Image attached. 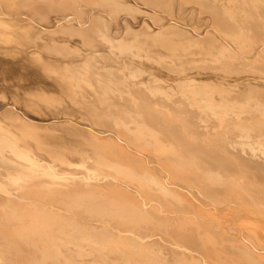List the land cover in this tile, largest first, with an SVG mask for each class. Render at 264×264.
Instances as JSON below:
<instances>
[{
	"label": "bare ground",
	"instance_id": "bare-ground-1",
	"mask_svg": "<svg viewBox=\"0 0 264 264\" xmlns=\"http://www.w3.org/2000/svg\"><path fill=\"white\" fill-rule=\"evenodd\" d=\"M0 5V264H264V0Z\"/></svg>",
	"mask_w": 264,
	"mask_h": 264
},
{
	"label": "rangeland",
	"instance_id": "rangeland-1",
	"mask_svg": "<svg viewBox=\"0 0 264 264\" xmlns=\"http://www.w3.org/2000/svg\"><path fill=\"white\" fill-rule=\"evenodd\" d=\"M3 6V5H2ZM0 8H1V5H0ZM3 8H1V10H2ZM4 10V9H3ZM1 12V11H0ZM5 12V11H4ZM128 13V12H127ZM14 14H16V16L18 15V13L16 12V11H13L12 12V15H14ZM19 15H21V14H19ZM18 15V16H19ZM6 16H9L8 14L6 15ZM15 16V15H14ZM18 16H17V18H18ZM22 16V15H21ZM20 16V17H21ZM19 17V18H20ZM9 18H11V17H9ZM16 18V17H15ZM18 18V19H19ZM22 18V17H21ZM3 19H5V17L3 18ZM0 29H2L3 30V28L2 27H0ZM2 30H0V31H2ZM17 30H18V28H17ZM32 45H28V47L27 48H25V53L23 52V54H21V53H16V54H14V56L13 55H7V54H1L0 53V101H2V102H0V104H3L4 105V107L6 106V108L9 106H15V107H17L19 110H23V111H27L28 109H26L25 110V108H26V106L25 107H23V102H21L22 101V98H23V95L21 94L24 90H28V92H30V93H34V94H37V93H40V92H47L48 90V88L46 87L47 86V80L48 79H46V77H44V76H42L41 78H40V74H39V72L40 71H38L39 69L38 68H36V67H34V68H32L33 66H32V64L34 63L35 64V62H37L36 61V59L33 57V55H32V53L30 54V52L29 51H31L32 50V47H31ZM13 48H16L15 47V45H14V47ZM29 48H30V50H29ZM29 51H28V50ZM28 52V54H26ZM20 54V55H19ZM2 55V56H1ZM24 57H23V56ZM26 55H27V57H26ZM31 55V56H30ZM12 56V57H11ZM17 56V57H16ZM4 57V58H3ZM14 57V58H13ZM22 57V58H21ZM31 57H32V59H31ZM25 59V61H24V59ZM29 60V61H26L27 59ZM20 59V60H19ZM33 59H34V62H33ZM16 60H19V61H16ZM22 60V61H21ZM32 62H31V61ZM21 62V63H20ZM23 62L25 63L24 65H23ZM17 64H21L22 66H19V65H17ZM19 66V67H18ZM25 66V67H24ZM24 67V68H23ZM28 67V68H27ZM23 68V69H22ZM25 68H27V70L25 71ZM30 68V69H29ZM6 69V70H5ZM36 70V71H34V74H33V70ZM30 70V71H29ZM32 70V71H31ZM31 72V73H30ZM26 74H27V76H26ZM29 74V75H28ZM35 74H38V75H40V76H38V78H37V75H35ZM31 75V76H30ZM26 76V77H25ZM33 76V77H32ZM22 77V78H21ZM24 77V78H23ZM27 77H29V79H27ZM32 77V78H31ZM44 78H45V81L43 82V80H44ZM25 79V80H24ZM37 81H36V80ZM27 80V82H25ZM28 80H29V84H28ZM19 83H18V82ZM39 81V82H38ZM42 81V82H41ZM25 82V83H24ZM18 83V84H17ZM27 83V84H26ZM36 83V84H35ZM41 83H43V84H41ZM3 84V85H2ZM17 84V85H16ZM39 84V85H38ZM40 84H41V88L39 87L40 86ZM24 85V86H23ZM26 85V86H25ZM28 85V86H27ZM30 85V86H29ZM34 86V87H33ZM24 87H25V89H24ZM29 87V88H28ZM31 87V88H30ZM32 87H33V90H32V92H31V90L29 91V89H32ZM37 87V88H36ZM40 89H39V88ZM35 88H36V90H35ZM47 88V89H46ZM5 89V90H4ZM7 89V90H6ZM47 90V91H45V90ZM35 90V91H34ZM8 91V92H7ZM16 95H15V94ZM20 93V94H19ZM9 95V96H8ZM25 95V94H24ZM19 96V97H18ZM20 96H22V97H20ZM2 99V100H1ZM19 100V101H18ZM8 101V102H7ZM13 101V102H12ZM18 101V102H17ZM20 102V103H19ZM37 102L39 103V104H41V102H43L42 100H37ZM12 103V104H11ZM21 104V105H20ZM22 107V108H21Z\"/></svg>",
	"mask_w": 264,
	"mask_h": 264
}]
</instances>
